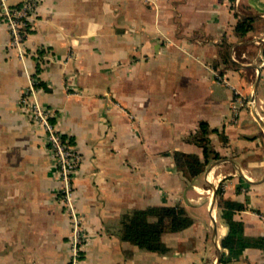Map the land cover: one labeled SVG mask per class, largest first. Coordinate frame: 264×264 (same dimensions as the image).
Returning <instances> with one entry per match:
<instances>
[{
  "label": "crops",
  "instance_id": "crops-1",
  "mask_svg": "<svg viewBox=\"0 0 264 264\" xmlns=\"http://www.w3.org/2000/svg\"><path fill=\"white\" fill-rule=\"evenodd\" d=\"M34 1L18 46L0 16V264H71L58 170L25 92L82 157L81 264H264V0ZM176 152L202 171L180 170ZM218 192L246 246H222ZM174 205L192 222L161 235L164 251L122 238L125 215Z\"/></svg>",
  "mask_w": 264,
  "mask_h": 264
},
{
  "label": "built area",
  "instance_id": "built-area-1",
  "mask_svg": "<svg viewBox=\"0 0 264 264\" xmlns=\"http://www.w3.org/2000/svg\"><path fill=\"white\" fill-rule=\"evenodd\" d=\"M36 8L34 0H25L19 6H10L4 0H0V16L10 33L11 44L18 46L23 42L35 21ZM22 104L21 109L26 113L28 121L33 126L42 129L46 146L56 163L61 182V200L71 219V264H81L79 250L85 237L82 216L74 201V183L79 177L81 154L57 127V124L52 122L51 119L56 118L52 110L38 103L30 102L27 92L22 99Z\"/></svg>",
  "mask_w": 264,
  "mask_h": 264
},
{
  "label": "trees",
  "instance_id": "trees-1",
  "mask_svg": "<svg viewBox=\"0 0 264 264\" xmlns=\"http://www.w3.org/2000/svg\"><path fill=\"white\" fill-rule=\"evenodd\" d=\"M19 6V5H16ZM241 23L236 29L241 30ZM223 60L228 61L224 54ZM207 132L205 123H201L198 131L193 135L194 141L202 146L205 154L209 151L206 138ZM174 159L178 168L190 175L198 174L202 171L203 162L193 154L174 153ZM218 203L222 208V216L227 221L229 227L228 235L222 240V246L232 250L236 247L246 246L247 243L241 236L240 223L232 219L233 209L238 207L233 201L223 199L218 192ZM191 218L185 209L179 205L149 207L142 210H134L124 216L122 220V238L131 241L141 248L151 251H164L165 246L161 241V235L165 232L180 231L191 224Z\"/></svg>",
  "mask_w": 264,
  "mask_h": 264
},
{
  "label": "bare ground",
  "instance_id": "bare-ground-1",
  "mask_svg": "<svg viewBox=\"0 0 264 264\" xmlns=\"http://www.w3.org/2000/svg\"><path fill=\"white\" fill-rule=\"evenodd\" d=\"M210 175V174H209ZM211 176V175H210Z\"/></svg>",
  "mask_w": 264,
  "mask_h": 264
}]
</instances>
